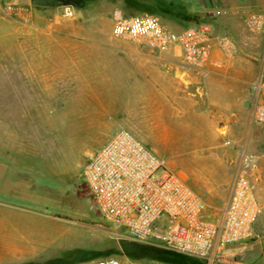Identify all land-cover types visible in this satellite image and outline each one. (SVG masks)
I'll list each match as a JSON object with an SVG mask.
<instances>
[{
	"label": "rangeland",
	"instance_id": "rangeland-1",
	"mask_svg": "<svg viewBox=\"0 0 264 264\" xmlns=\"http://www.w3.org/2000/svg\"><path fill=\"white\" fill-rule=\"evenodd\" d=\"M164 1L182 5L190 16L162 18L166 26L179 31L209 24L215 36L235 42V53L226 57L216 48L207 71L197 73L180 68L177 51L160 54L112 39L110 16L120 1L71 6V15L64 8L46 10L41 21L37 10L22 7L25 15L17 17L0 8V264H6V188L21 200L16 203L41 214L32 240L40 256L9 264H97L107 252L123 264H166L157 255L170 251L153 242H134L138 252L127 256L133 241L92 208L82 169L87 154L118 129L129 131L214 209L229 195L242 152L256 186L264 185V124L251 118L261 41L252 44L242 35L244 16L264 12V0ZM255 231L245 241L256 242ZM88 254L91 259L79 260Z\"/></svg>",
	"mask_w": 264,
	"mask_h": 264
},
{
	"label": "built area",
	"instance_id": "built-area-1",
	"mask_svg": "<svg viewBox=\"0 0 264 264\" xmlns=\"http://www.w3.org/2000/svg\"><path fill=\"white\" fill-rule=\"evenodd\" d=\"M5 15H25L20 6L5 5ZM66 15H71L70 9ZM110 37L144 46L157 53L177 51L180 68L207 71L217 48L226 57L235 53V42L215 36L209 24L179 31L166 26L156 15H125L114 9ZM243 38L261 41L260 70L252 82L251 118L264 124V12L250 11L243 18ZM231 180L230 192L214 209L181 177L129 131L116 130L102 147L87 154L82 178L94 211L130 241L153 242L203 264L222 260L229 246L253 236L254 225L263 213L242 152ZM97 264H123L107 256Z\"/></svg>",
	"mask_w": 264,
	"mask_h": 264
},
{
	"label": "crops",
	"instance_id": "crops-1",
	"mask_svg": "<svg viewBox=\"0 0 264 264\" xmlns=\"http://www.w3.org/2000/svg\"><path fill=\"white\" fill-rule=\"evenodd\" d=\"M60 1L62 0H0V8L6 4H12L33 9L35 12L37 10L34 17L35 19L38 18L36 19L37 21H41L43 20L42 15L47 13L46 10H57L59 8L70 9V5L61 4L64 2L58 3ZM57 19L55 18L54 23H58ZM250 179L253 184L254 193L263 206L261 216L264 218V185L256 186L258 178H254L252 175H250ZM4 181V186L7 187L9 183V172L5 168ZM4 196V263L9 264L14 259L21 258L28 259L26 263H32L34 258L41 254L40 246H35L32 242L34 239V228L37 227L35 224L39 223L41 214L34 208L25 206L21 202L20 204L16 203L21 200L15 195L10 196L8 188L6 190L4 189ZM255 225L254 231L256 230L255 233L258 234L259 238L256 242L249 243V241H244L227 247L222 252V260L215 264H264V221L261 222L258 228H255ZM253 245H261V247L258 248L256 246L258 248L257 250L249 252L248 250ZM175 255H177L176 264H203L200 261L192 260L183 255Z\"/></svg>",
	"mask_w": 264,
	"mask_h": 264
},
{
	"label": "trees",
	"instance_id": "trees-1",
	"mask_svg": "<svg viewBox=\"0 0 264 264\" xmlns=\"http://www.w3.org/2000/svg\"><path fill=\"white\" fill-rule=\"evenodd\" d=\"M93 0H62L58 3L64 4V5H70L75 7L76 9H82L87 3L92 2ZM108 1H120L121 7L116 8L121 10L125 15H136V14H142V13H149L156 15L158 17L165 18V17H180L181 13H183L184 17L190 18L189 14L187 13V10L182 5L177 6V4L172 2H165L164 0H108ZM60 4V5H61ZM177 16V17H176ZM163 20V19H162ZM201 24V23H200ZM198 25V24H197ZM187 28V27H186ZM129 252L126 251L130 258H133V255L135 252H138V246L134 244V242L127 244ZM112 254H109L108 252L103 254L102 256L107 257L110 255H118L116 252H110ZM176 256L173 253L166 252L163 250H159V253L157 255L158 261H161L166 264H176ZM91 259V255L88 254L85 256V258L79 259L80 261H87ZM76 260V261H79ZM59 264L60 262H55Z\"/></svg>",
	"mask_w": 264,
	"mask_h": 264
},
{
	"label": "water",
	"instance_id": "water-1",
	"mask_svg": "<svg viewBox=\"0 0 264 264\" xmlns=\"http://www.w3.org/2000/svg\"><path fill=\"white\" fill-rule=\"evenodd\" d=\"M66 12H68V8H66Z\"/></svg>",
	"mask_w": 264,
	"mask_h": 264
}]
</instances>
